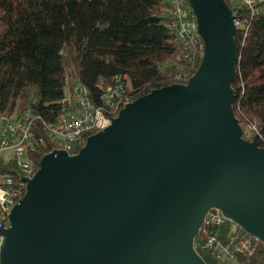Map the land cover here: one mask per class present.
<instances>
[{"label":"water","instance_id":"95a60500","mask_svg":"<svg viewBox=\"0 0 264 264\" xmlns=\"http://www.w3.org/2000/svg\"><path fill=\"white\" fill-rule=\"evenodd\" d=\"M187 3L197 71L125 105L76 155H43L0 264H205L194 238L211 210L264 244V148L232 107L238 18L224 0Z\"/></svg>","mask_w":264,"mask_h":264},{"label":"trees","instance_id":"16d2710c","mask_svg":"<svg viewBox=\"0 0 264 264\" xmlns=\"http://www.w3.org/2000/svg\"><path fill=\"white\" fill-rule=\"evenodd\" d=\"M224 1L230 7V0ZM170 19L168 0H0V117L29 109L39 131L43 122L55 120L77 82L96 105L117 76L127 77L136 90L132 101L186 84L176 80L185 72ZM244 19L235 34L232 107L243 138L251 141L259 134L264 148V2L256 15L243 14ZM49 151L38 148L37 169ZM198 254L205 264H217L211 252ZM238 262L264 264V244L258 242L250 260Z\"/></svg>","mask_w":264,"mask_h":264},{"label":"built area","instance_id":"2783aa9c","mask_svg":"<svg viewBox=\"0 0 264 264\" xmlns=\"http://www.w3.org/2000/svg\"><path fill=\"white\" fill-rule=\"evenodd\" d=\"M262 2L230 0L229 8L238 18L235 23L238 29L247 21H243V14L256 15ZM168 12L171 17L168 29L179 42V58L185 72L177 75L176 80L188 82L189 75L197 71L203 45L187 0H168ZM135 92L127 77L117 76L103 91L101 103L96 105L89 91L77 82L66 92L55 120L43 122L39 131L33 125L29 109L11 117H0V231L9 227V214L25 195L27 182L37 171L34 157L38 148L50 149L45 154L65 151L70 156L76 155L84 146L85 137L110 126L119 111L133 102ZM1 242L0 233V246ZM194 249L211 252L217 264H242L238 259L250 260L258 250V241L219 211L211 210L194 238Z\"/></svg>","mask_w":264,"mask_h":264},{"label":"rangeland","instance_id":"374dc122","mask_svg":"<svg viewBox=\"0 0 264 264\" xmlns=\"http://www.w3.org/2000/svg\"><path fill=\"white\" fill-rule=\"evenodd\" d=\"M0 129H1V123H0ZM8 157H9V155H8Z\"/></svg>","mask_w":264,"mask_h":264}]
</instances>
